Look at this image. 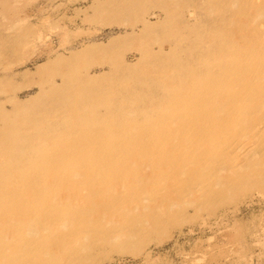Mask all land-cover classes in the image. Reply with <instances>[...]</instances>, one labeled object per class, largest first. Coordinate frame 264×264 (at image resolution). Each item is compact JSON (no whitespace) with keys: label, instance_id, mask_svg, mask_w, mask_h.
<instances>
[{"label":"bare ground","instance_id":"bare-ground-1","mask_svg":"<svg viewBox=\"0 0 264 264\" xmlns=\"http://www.w3.org/2000/svg\"><path fill=\"white\" fill-rule=\"evenodd\" d=\"M62 7L0 0V264L136 257L264 196V0Z\"/></svg>","mask_w":264,"mask_h":264},{"label":"rangeland","instance_id":"rangeland-1","mask_svg":"<svg viewBox=\"0 0 264 264\" xmlns=\"http://www.w3.org/2000/svg\"><path fill=\"white\" fill-rule=\"evenodd\" d=\"M44 2H49L58 11L65 6L66 8L62 7L65 9L62 11L69 17L73 9L77 5L80 6L83 0H44ZM72 6L76 7L72 8ZM55 11L54 13H58ZM103 29L97 26L89 28L88 31L79 30L81 32H76L77 34H74L76 37L73 39L79 41L90 33L99 35ZM50 30L49 32L52 33L48 32L45 35L43 43L51 41L54 42L52 45H57L62 30L58 28ZM53 38L55 41L51 40ZM33 54L25 63L27 68H32L34 64V59H30L31 56V58L35 57ZM24 67L20 68L24 69ZM31 90L33 85L19 90L18 94L24 98ZM218 212L212 216L204 213L196 222L183 224L173 230L171 235L160 244L153 246L150 244L144 254L93 264H264V196L259 193L250 194L240 199L236 205L227 208V212L226 210Z\"/></svg>","mask_w":264,"mask_h":264}]
</instances>
